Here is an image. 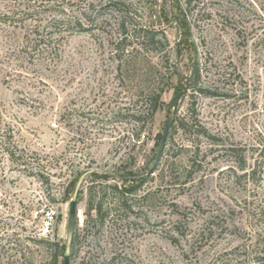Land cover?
Instances as JSON below:
<instances>
[{"label": "rangeland", "instance_id": "rangeland-1", "mask_svg": "<svg viewBox=\"0 0 264 264\" xmlns=\"http://www.w3.org/2000/svg\"><path fill=\"white\" fill-rule=\"evenodd\" d=\"M72 198L69 264H264V0H0V264Z\"/></svg>", "mask_w": 264, "mask_h": 264}, {"label": "trees", "instance_id": "trees-1", "mask_svg": "<svg viewBox=\"0 0 264 264\" xmlns=\"http://www.w3.org/2000/svg\"><path fill=\"white\" fill-rule=\"evenodd\" d=\"M185 25V24H184ZM144 33L141 35L142 40H144L145 42H153V34L148 35V33L146 31H143ZM153 33V32H151ZM144 44V43H142ZM143 46V45H142ZM177 52V51H176ZM191 73L194 76L198 75V67L196 66V64L194 65V68L191 69ZM191 78V77H190ZM188 79H185L183 83H179L174 89H173V94H172V98L170 100V106L173 105L179 97H181L182 94L186 93L187 89L190 87V85H188ZM162 89L158 90L157 92L152 93V95H150L149 97V118L151 119L154 112L157 110V108L159 107L160 104V95H161ZM161 135L158 134L156 136V141H155V145L158 146L159 145V141H160ZM12 152H9V155L12 156ZM84 173H88L89 177L92 178H96V177H100L103 179H108L110 177V175L108 173H96L94 171H83V173L80 174V176L78 177V180H80L79 178L82 177V175ZM254 173V171H251V178H252V174ZM121 180H132L134 179V176L131 172H126L124 173L121 177ZM141 181V179H140ZM135 188V187H134ZM133 190V188H126L125 190H123L126 193H129ZM65 254V251L63 252V247L62 246H58V244H53V251L50 255V264H56L57 263V258L58 256L62 255V258Z\"/></svg>", "mask_w": 264, "mask_h": 264}, {"label": "water", "instance_id": "water-1", "mask_svg": "<svg viewBox=\"0 0 264 264\" xmlns=\"http://www.w3.org/2000/svg\"><path fill=\"white\" fill-rule=\"evenodd\" d=\"M171 121V115H169L165 121V125L161 134L160 142L158 145V148L156 150L153 162H152V167L157 161L166 141L167 137V132L169 129ZM151 167V169H152ZM76 217H77V210H76V199L72 198L69 201V209H68V219H67V227H66V242H65V254L62 258V264H69V249H70V244L72 240V235H73V230L76 222Z\"/></svg>", "mask_w": 264, "mask_h": 264}, {"label": "built area", "instance_id": "built-area-1", "mask_svg": "<svg viewBox=\"0 0 264 264\" xmlns=\"http://www.w3.org/2000/svg\"><path fill=\"white\" fill-rule=\"evenodd\" d=\"M44 218L39 228V235L45 237L49 234L52 222L55 218V212L53 210H46L43 212Z\"/></svg>", "mask_w": 264, "mask_h": 264}]
</instances>
